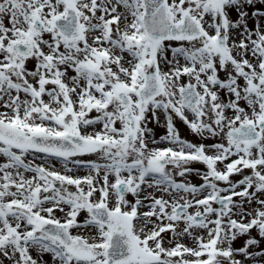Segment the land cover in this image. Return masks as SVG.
Instances as JSON below:
<instances>
[{"label":"snow or ice","instance_id":"6c2138e0","mask_svg":"<svg viewBox=\"0 0 264 264\" xmlns=\"http://www.w3.org/2000/svg\"><path fill=\"white\" fill-rule=\"evenodd\" d=\"M0 264H264V0H0Z\"/></svg>","mask_w":264,"mask_h":264},{"label":"rangeland","instance_id":"374dc122","mask_svg":"<svg viewBox=\"0 0 264 264\" xmlns=\"http://www.w3.org/2000/svg\"><path fill=\"white\" fill-rule=\"evenodd\" d=\"M178 127H180V129H181V133H182V135L183 136H185L186 138H188V139H190V140H194L195 138L194 137H192L189 133H188V131H187V129L184 127V126H182V125H178ZM159 131H161L162 132V130H159ZM196 167H202L201 165H196ZM240 177H233V179H239ZM193 183H200V180H199V178L198 177H195V176H192V177H190L189 178ZM240 243L241 242H238V244H237V246H240Z\"/></svg>","mask_w":264,"mask_h":264}]
</instances>
